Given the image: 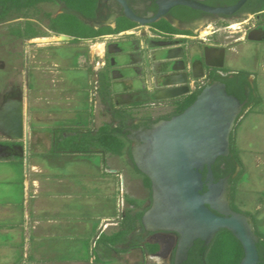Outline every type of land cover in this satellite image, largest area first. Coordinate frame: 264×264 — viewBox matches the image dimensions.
I'll return each instance as SVG.
<instances>
[{"label": "flooded vegetation", "instance_id": "af4514ba", "mask_svg": "<svg viewBox=\"0 0 264 264\" xmlns=\"http://www.w3.org/2000/svg\"><path fill=\"white\" fill-rule=\"evenodd\" d=\"M125 1L134 15L142 20L153 19L159 10L158 0ZM191 1L211 8H229L239 2V0ZM55 5L60 7V11L56 15L49 13L51 18L64 12V5ZM45 17L48 21L45 23L42 21L44 25L39 23V20L23 17L25 25L28 22L40 25L36 28L35 24H32L38 32L42 33L35 37L41 41H45L46 37L49 38L48 34L55 33L49 28L47 14ZM79 18L95 31L105 28L116 30L120 25L133 24L130 28L116 33L101 34L92 38L66 35L70 39L62 42L67 46L62 47L58 53L68 62L67 68H74L73 72L77 73V89L80 95L94 96L98 99V103L103 105V83L106 81L104 77L107 76L108 90L110 89L111 93L123 91L131 95L139 94L142 99L135 103V107L132 106L133 109L158 114L150 120L126 124L124 129L127 132L126 138L130 134L129 131L149 128L160 120H167L164 117L179 115L176 114L179 103L192 97L196 99L205 87L215 82L225 84L227 92L228 90L233 92L231 95L238 99L240 97L243 99L242 102H246L242 115L261 113L264 98L262 93L264 88V0H247L230 15L211 14L179 5L171 8L158 21L145 25L129 20L118 1L98 0L93 18L82 15ZM105 39L107 42L102 53L96 54L90 63L89 52L82 49L81 43L84 40L101 42ZM26 42H28L26 39L22 40V43L26 44ZM42 45H38L41 52H43ZM46 48V52L37 55L40 65L51 64L56 55L57 48L50 44ZM167 50H172L171 54L178 58L170 62L165 61ZM219 63L222 64L221 67L216 66ZM43 68L39 67L37 70L41 71ZM40 74H34L35 87L39 85ZM171 75L178 76L177 78L183 84L182 90L186 93L172 100H155V92L167 88V77ZM29 87L32 86L28 85ZM9 97L22 96L18 92L7 96L5 100ZM256 100H261V103L256 104ZM94 103L95 100H92V105ZM0 142L4 143L0 146V157L7 154L23 155V142H10L4 137L0 139ZM128 142L132 147L133 143L129 140ZM230 190L231 188L228 190L230 208L249 219L256 236L255 247L258 254L256 264H264V216H259V208H256L254 212L242 210L235 201H231ZM150 203L151 201L148 205ZM159 234H166L169 239L161 242L153 240V237ZM179 241L180 237L176 233H147L139 227L130 244L131 250H138V255L132 256L133 262L125 258L124 264H242L245 257L243 245L233 234L229 236L217 233L208 242L196 240L183 261L177 258ZM147 243L159 244L160 251L150 254L146 250Z\"/></svg>", "mask_w": 264, "mask_h": 264}, {"label": "crops", "instance_id": "0c3cea01", "mask_svg": "<svg viewBox=\"0 0 264 264\" xmlns=\"http://www.w3.org/2000/svg\"><path fill=\"white\" fill-rule=\"evenodd\" d=\"M62 41L50 44L57 48L48 64L51 94H55L45 99L48 106L38 109L33 123L28 120V155L23 152L22 156L0 157L3 163H21L23 171L18 178L22 197L19 208L11 201L0 207V264H124L125 258L133 262L132 256L138 255V250H131L130 244L139 227L125 241H116L115 236L126 228L127 212L136 213L149 206L151 190L133 163L128 140L121 155L100 150L75 153L54 147L60 132H64L63 137L96 132L106 123L117 127L121 121L135 123L158 114L133 109L142 99L139 94L111 93L109 89L103 105L94 96L80 95L77 73L74 68L68 69V62L58 54L67 46ZM96 42L81 43L82 49L89 52L90 63L102 52L94 49V44L105 46L107 39ZM39 76L36 88L41 96L37 100L42 101V74ZM60 86L75 91L63 98ZM25 110L29 117L28 108ZM237 142L240 144V136ZM14 175L10 169L0 170V181L10 187L17 183ZM130 200L139 201L140 206L134 207Z\"/></svg>", "mask_w": 264, "mask_h": 264}, {"label": "water", "instance_id": "95a60500", "mask_svg": "<svg viewBox=\"0 0 264 264\" xmlns=\"http://www.w3.org/2000/svg\"><path fill=\"white\" fill-rule=\"evenodd\" d=\"M116 1L124 8V15L129 20L145 25L158 21L179 5L211 14L230 15L247 0H239L229 8H211L191 0H158V13L151 20L137 18L125 0ZM60 37L63 41L69 39L66 35ZM171 51L167 50L165 55L167 62L178 58ZM177 77L168 76L167 88L157 90L154 99L166 101L184 95L183 84ZM112 79H115L114 75ZM245 103L229 94L225 84L215 82L205 87L181 114L160 120L149 128L129 131L127 139L133 143L130 149L133 163L151 183V203L141 218V227L147 233L179 235V261L186 258L196 240L208 242L220 230H227L244 247L242 264L257 263L256 236L249 219L230 208V179L239 175L241 167L237 166L231 176L218 181L212 171L217 159L230 154V138L242 118ZM0 133L10 142H23V152L28 155V113L22 97H9L1 104ZM3 144L0 142V146ZM10 156L2 155L3 158Z\"/></svg>", "mask_w": 264, "mask_h": 264}, {"label": "rangeland", "instance_id": "374dc122", "mask_svg": "<svg viewBox=\"0 0 264 264\" xmlns=\"http://www.w3.org/2000/svg\"><path fill=\"white\" fill-rule=\"evenodd\" d=\"M59 11L60 7L55 4H40L35 9L29 10L26 15L24 12L16 13L9 21L0 23V105L7 96L19 92L24 99L25 107L28 108V120L30 123L35 121L34 115L39 111V108L43 109L48 106L44 104L47 102L45 99L48 98L49 100L50 96L53 94H51L52 89L49 83L51 79L50 73L48 72L49 65L48 63L42 65L38 64L37 58V55L39 56V54L41 55L43 52H46L47 48H43V52H41L38 45L45 44L44 42L47 41L49 42L46 44H52L55 41L61 42V40L56 39L53 34H48V40L41 41L38 40L39 38L32 40L26 39L28 42L24 44L22 43L23 39L15 38L11 31L15 30L18 26H25L23 19L25 16L30 17L31 20H39V23L44 25L45 21H48L45 17L46 14L50 13L56 15ZM32 24H35L34 26H36V28L40 26L37 23ZM41 66L42 68L45 67L41 71L37 70V68ZM35 73L42 74L43 88L41 92L43 93L42 97H44L42 101L37 100V97L41 95L39 93L40 90H37L34 86ZM28 85L32 87L28 88ZM62 87L63 86H60L58 90L61 91L63 98L66 96L70 97L72 94L70 93V89H62ZM262 93L264 94V88ZM79 101L82 103L81 100ZM262 102L263 108L261 113H252L248 116L244 115V117L239 119L236 128V141L240 136V144L237 142V146L240 149L244 173L237 184L235 203L245 211L254 212L256 208H259L260 217L264 216V98ZM3 137L4 136L0 133V139ZM9 169L15 174L14 180L17 183L12 182L13 184H11L10 187H6L5 182L0 181V207L3 206V202L11 201V203L17 204L16 208L18 209V204L20 205L22 202L18 183L20 180L18 178L22 177L23 172L21 163L15 161L7 163L0 162V170L7 172ZM0 212L1 216L3 213L2 208H0ZM10 219L11 218H8L7 221H10ZM168 239L169 236L166 234H159L153 237V240L160 242Z\"/></svg>", "mask_w": 264, "mask_h": 264}, {"label": "trees", "instance_id": "16d2710c", "mask_svg": "<svg viewBox=\"0 0 264 264\" xmlns=\"http://www.w3.org/2000/svg\"><path fill=\"white\" fill-rule=\"evenodd\" d=\"M46 3L62 4L65 7L64 12L55 18H51V15L47 14L50 22L49 28L58 34L92 38L101 34L116 33L122 29L130 28L133 25L128 23L127 25H120L116 30L105 28L101 31H95L90 26H86L79 16L82 15L87 18H93L97 10L98 0H0V23L9 21L16 13L24 12L26 15L29 10L35 9L38 5ZM11 32L17 39H31L42 34L38 32L30 22H28L24 27L18 26ZM104 78L106 81L103 83V96L105 98L104 100L107 101L108 99L106 97L109 93V82L107 76ZM228 93L233 94V92L229 90ZM239 100L241 102L243 101V99L240 97ZM194 101L195 97H192L179 103L176 114L182 113ZM259 103H261V100H256V104ZM128 116L130 117V115ZM170 117L171 116H167L164 118L168 119ZM242 117H244V115H242ZM238 122L230 138L229 156L220 157L212 166V171L216 181L226 176H231L237 166L241 167L239 175L235 179H230L232 202L235 201L237 184L244 173V165L240 156V149L238 148L236 141V128L238 126ZM125 128V121H121L117 127H114L113 123H106L102 125L96 132H75L74 134L66 137L62 136L64 132H60L59 136L56 137L54 148L59 151H70L75 153H90L100 150L104 153L121 155L127 146V138L123 133ZM205 174L206 170L203 172L204 177ZM144 184L149 190H151V183L147 177H144ZM130 203L134 205V207L140 206V202L136 200H130ZM148 208L149 206L144 210L137 211L136 213H131L130 211L127 212L124 218L126 228L115 236V240L125 241L127 235H129L130 232H133L137 226L141 227V218ZM218 233L220 235H232L227 230H220ZM112 242L114 243L113 240ZM146 250L150 254H156L160 251V245L147 243Z\"/></svg>", "mask_w": 264, "mask_h": 264}, {"label": "bare ground", "instance_id": "6f19581e", "mask_svg": "<svg viewBox=\"0 0 264 264\" xmlns=\"http://www.w3.org/2000/svg\"><path fill=\"white\" fill-rule=\"evenodd\" d=\"M56 39L63 40L60 36H57ZM45 40H46V39H45ZM96 43H97V42H96ZM103 47H104V46L101 45V44H100V45H99V44H94V46H93L94 49L101 50V51L103 50ZM98 52H99V51H98ZM99 53H100V52H99ZM101 53H102V52H101Z\"/></svg>", "mask_w": 264, "mask_h": 264}]
</instances>
